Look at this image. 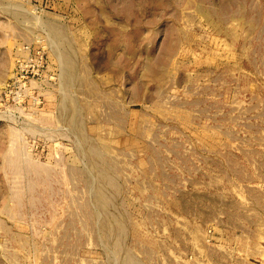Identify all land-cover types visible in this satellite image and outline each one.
<instances>
[{
	"label": "rangeland",
	"instance_id": "374dc122",
	"mask_svg": "<svg viewBox=\"0 0 264 264\" xmlns=\"http://www.w3.org/2000/svg\"><path fill=\"white\" fill-rule=\"evenodd\" d=\"M0 264H264V0H0Z\"/></svg>",
	"mask_w": 264,
	"mask_h": 264
}]
</instances>
